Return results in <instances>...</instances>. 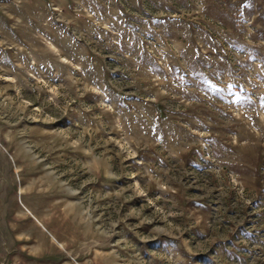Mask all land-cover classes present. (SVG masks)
Instances as JSON below:
<instances>
[{"label":"rangeland","instance_id":"1","mask_svg":"<svg viewBox=\"0 0 264 264\" xmlns=\"http://www.w3.org/2000/svg\"><path fill=\"white\" fill-rule=\"evenodd\" d=\"M0 264H264V0H0Z\"/></svg>","mask_w":264,"mask_h":264}]
</instances>
